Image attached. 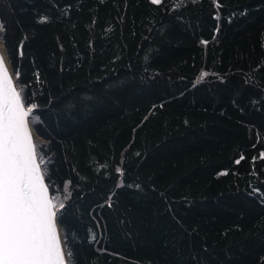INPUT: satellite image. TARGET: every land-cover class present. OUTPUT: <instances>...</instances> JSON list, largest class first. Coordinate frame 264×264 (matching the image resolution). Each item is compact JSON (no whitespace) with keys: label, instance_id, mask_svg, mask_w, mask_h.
I'll list each match as a JSON object with an SVG mask.
<instances>
[{"label":"trees","instance_id":"obj_1","mask_svg":"<svg viewBox=\"0 0 264 264\" xmlns=\"http://www.w3.org/2000/svg\"><path fill=\"white\" fill-rule=\"evenodd\" d=\"M183 2L0 0L16 86L32 79L34 57L46 81H62L53 95L76 88L50 105L46 86H29L25 99L44 91L35 102L45 123H29L46 183L55 181L50 194L67 205L62 241L67 232L80 264L264 258V205L252 195L264 192V0H187L172 10ZM39 14L51 22L37 24ZM97 220L104 238L89 247Z\"/></svg>","mask_w":264,"mask_h":264},{"label":"snow or ice","instance_id":"obj_2","mask_svg":"<svg viewBox=\"0 0 264 264\" xmlns=\"http://www.w3.org/2000/svg\"><path fill=\"white\" fill-rule=\"evenodd\" d=\"M192 2L195 3L196 0ZM150 3L161 5L162 0H150ZM186 3L187 0L181 4H173L172 10L184 7ZM214 3L219 6L218 0H214ZM54 6L59 7V5ZM64 7L66 11L61 15H70L71 4H65ZM51 19V16L47 14H39L36 17V23H50ZM0 33L5 34L0 36V39L5 41L4 47H6L7 28L3 20H0ZM27 41L28 37L24 36L17 45L19 58L15 72L17 78L21 76L20 61L25 58L24 48ZM93 43L89 41V44ZM60 49L63 52V44H60ZM32 67L34 69L31 74L32 79L18 88L5 65L3 53H0V264H80V258L72 246L67 243V232L62 241L58 224L63 222L67 205L50 194V188L55 181L46 183L45 170L42 167L45 160L38 153L37 144L29 126V119L33 115L37 117L36 123H45L39 115L43 109L39 108L38 103L35 102L38 95H44V91L34 92L32 96L34 102L28 103L25 99L29 86L41 89L46 86L50 105L53 102L59 103L66 95L76 91V88L73 86L67 93L61 91L59 96L53 95V89L63 87L62 81H46L40 68L36 67L34 57ZM64 71L61 62V75ZM100 83H103V80ZM67 107L70 109L72 105ZM259 157L264 162V150L259 152ZM125 159V155L121 153V161ZM240 159H237L236 163H239ZM256 159L257 157H252L253 161ZM108 167L106 163L104 168ZM73 171H75L74 166ZM125 171L122 164L115 167L118 175L124 174ZM104 174L109 175L107 171ZM253 174H255V168H253ZM122 184L123 179L119 181L116 188ZM129 187L140 189L141 185L134 184ZM258 193L259 203L264 205V192H261L260 188H254L253 197ZM108 197L105 204L111 206L113 191L109 192ZM102 227L97 220L87 233L86 239L89 247L98 246L100 239L104 238L101 232L98 239L95 231L96 228ZM98 250L108 251L106 246L99 247ZM115 255L120 256L121 254L115 253ZM92 260H95L94 256ZM85 264H88L87 259ZM149 264H151L150 261ZM261 264H264V258L261 259Z\"/></svg>","mask_w":264,"mask_h":264},{"label":"bare ground","instance_id":"obj_3","mask_svg":"<svg viewBox=\"0 0 264 264\" xmlns=\"http://www.w3.org/2000/svg\"><path fill=\"white\" fill-rule=\"evenodd\" d=\"M0 53H3L5 65L8 68V71H9L10 75L12 76L11 71H10V68H9V65H8V62H7V58H6V55H5V52H4V48H3V44L2 43H0Z\"/></svg>","mask_w":264,"mask_h":264},{"label":"water","instance_id":"obj_4","mask_svg":"<svg viewBox=\"0 0 264 264\" xmlns=\"http://www.w3.org/2000/svg\"><path fill=\"white\" fill-rule=\"evenodd\" d=\"M10 68V67H9ZM11 74H12V72H11ZM29 126H30V129H31V131H32V135H33V129L31 128V125H30V123H29ZM33 138H34V136H33ZM59 227V226H58ZM59 230H60V228H59ZM60 234H61V231H60ZM61 238H62V236H61Z\"/></svg>","mask_w":264,"mask_h":264},{"label":"rangeland","instance_id":"obj_5","mask_svg":"<svg viewBox=\"0 0 264 264\" xmlns=\"http://www.w3.org/2000/svg\"><path fill=\"white\" fill-rule=\"evenodd\" d=\"M0 43H2L1 40H0ZM6 58H7V57H6ZM12 77H13V76H12ZM33 136H34V134H33Z\"/></svg>","mask_w":264,"mask_h":264}]
</instances>
